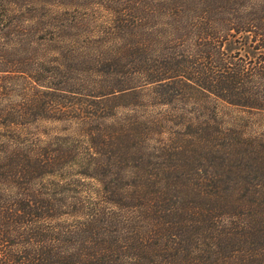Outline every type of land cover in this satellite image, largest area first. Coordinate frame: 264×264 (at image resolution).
Segmentation results:
<instances>
[{
  "label": "trees",
  "instance_id": "trees-1",
  "mask_svg": "<svg viewBox=\"0 0 264 264\" xmlns=\"http://www.w3.org/2000/svg\"><path fill=\"white\" fill-rule=\"evenodd\" d=\"M0 99V264H264V0H0Z\"/></svg>",
  "mask_w": 264,
  "mask_h": 264
},
{
  "label": "rangeland",
  "instance_id": "rangeland-1",
  "mask_svg": "<svg viewBox=\"0 0 264 264\" xmlns=\"http://www.w3.org/2000/svg\"><path fill=\"white\" fill-rule=\"evenodd\" d=\"M89 6L90 7H88L87 10L81 9V11L83 13H88L90 15V17L98 19V21L106 19V11L102 10L99 6H95V5H92V6L89 5ZM12 87H13V89H16L17 92L14 93L12 96H10L8 98V100H10V99L17 100V99H19V96L16 94L18 93V90L21 89V86L18 83H16V84L14 83V84H12ZM71 101H72L71 99L67 100L66 105H72L73 106ZM5 102L7 103L6 100H5ZM125 107H127V108L129 107L126 104V102L114 101L108 107L107 114L111 117H115V119L120 120V118H122V116L124 114H128V112H129ZM72 109H75V108H72ZM72 109H70L69 113L64 115V117L59 116L58 112L55 114L54 112L44 113L42 111H39L37 115H42L45 117H49V116L52 117L51 119H46L45 121H42L39 125V129L45 133L50 134V135H54L57 133H70V132L75 131V130H82L83 128L85 129L84 126L79 124L80 120L77 118V113L74 112V110H72ZM54 118H57V119L55 120ZM163 130H164V128H163ZM144 132L150 133L149 136L154 137V138L166 139L168 137L169 138L171 137V135H170L171 131H169V133L166 135H160L159 133H161V132H158L157 129H153L152 131H149V132L145 130ZM177 136H179V135H176V138L178 139ZM85 140H86L85 138H81V142H84ZM172 142L175 145L179 144L175 140H173ZM154 143H156V142L152 141L151 145ZM185 161H186V159H183L177 155H174L173 157L168 158L166 160V163L172 165L173 163L181 164V163H184ZM201 161H202V158H201V160L197 159V162L195 161L197 166L202 167V165H199L202 163ZM186 165H188V161L186 162ZM175 175L173 174V176L176 178L181 176V174H176V173H175ZM177 175H179V176H177ZM164 176H169V174H165Z\"/></svg>",
  "mask_w": 264,
  "mask_h": 264
}]
</instances>
